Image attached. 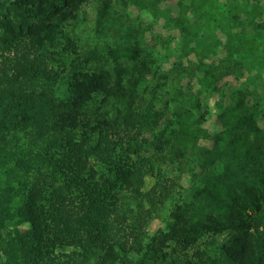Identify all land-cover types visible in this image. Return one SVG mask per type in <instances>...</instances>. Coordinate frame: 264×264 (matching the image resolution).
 I'll use <instances>...</instances> for the list:
<instances>
[{"label":"trees","instance_id":"1","mask_svg":"<svg viewBox=\"0 0 264 264\" xmlns=\"http://www.w3.org/2000/svg\"><path fill=\"white\" fill-rule=\"evenodd\" d=\"M89 1L0 0V264H57L55 250L62 247L77 250L66 255V264H88L92 255L91 264H264V122L258 123L255 105L242 106L243 95L220 105V129L210 135L203 126L207 108L176 70L143 105L138 89L149 69L137 60L139 51L107 47L112 76L100 64L103 51L80 47L72 34ZM93 1L103 12L111 0ZM178 5V20L191 12L208 30L243 23L236 0ZM237 38L240 57L264 67L257 37ZM197 68L205 83L219 78L211 64L200 60ZM63 83L67 98L56 94ZM98 96L102 110L93 107ZM117 96L133 106L116 107L111 98ZM162 102L172 107L174 153L200 168V184L192 205L176 204L168 231L147 244V221L172 187L158 175L144 191L147 169L141 163L115 161L100 139L92 143L122 129L140 132ZM201 139H211L212 146H202ZM131 140L124 149L138 155L140 145ZM91 155L110 162L114 181L98 178ZM14 219L27 228L3 240ZM222 233L219 247L203 239Z\"/></svg>","mask_w":264,"mask_h":264},{"label":"rangeland","instance_id":"2","mask_svg":"<svg viewBox=\"0 0 264 264\" xmlns=\"http://www.w3.org/2000/svg\"><path fill=\"white\" fill-rule=\"evenodd\" d=\"M188 3V0H183ZM243 9V23L235 25L233 21L228 27L214 25L208 30L206 22L197 21L188 12L183 20H178V0H142L135 4L130 0H111L110 5L99 11L97 1L84 3L78 19L71 25L72 34L82 48L97 46L103 51L101 66L114 76L111 58L107 55V47H134L139 51L137 60L146 63L149 72L146 83L139 86L138 93L149 102L152 88L162 81L173 70L182 74L184 82L192 85L193 91L201 103L207 108L206 121L203 126L210 135L220 129L217 115L220 105L228 104L234 97L244 96L242 106L254 104L258 110V123L264 122V67L250 59L239 55V33L257 37L258 54L264 58V0H236ZM186 23V24H185ZM222 28H224L222 30ZM232 40L234 45H232ZM202 60L211 64L213 72L219 75L214 84L203 82V73L197 68ZM125 63L126 60L122 59ZM123 86H127L123 80ZM60 98L70 96L67 84H61L56 92ZM102 97L98 96V106L102 110ZM119 108H127L133 104L127 103L121 96L111 98ZM140 100V99H137ZM155 110L149 112L146 124L140 132L119 130L115 135L94 137L93 145L100 139L102 147L115 161L123 164L141 163L146 169L143 190L147 191L155 185L157 176H162L172 188L167 200L155 208L154 214L146 224L145 243L149 244L152 237L159 231L166 232L173 221V211L176 204L189 208L196 197V188L200 184V168L187 159H179L174 153V132L172 107L169 103H157ZM116 113L111 112V115ZM140 145L138 155L127 152L124 148L130 146L132 140ZM200 144L206 148L212 146L211 139H201ZM91 162L99 179L103 177L114 181V172L110 170V162L104 163L98 157L91 155ZM150 162H155L158 168H150ZM4 177L0 171V178ZM146 203L145 206H148ZM131 206L135 204L132 202ZM26 223H18L16 219L8 223L2 232L3 240L16 230L23 231ZM211 245H219L226 239V233L204 236ZM57 264H66V255L77 250L72 247H62L56 250ZM171 251V249H168ZM0 255L2 256L1 252ZM3 257V256H2ZM133 260L140 255H132ZM96 256H90L88 264L93 263Z\"/></svg>","mask_w":264,"mask_h":264}]
</instances>
